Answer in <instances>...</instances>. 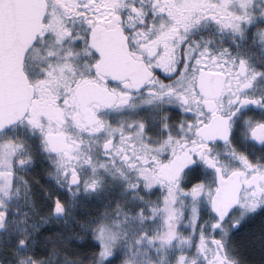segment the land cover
<instances>
[{
    "label": "snow or ice",
    "instance_id": "1",
    "mask_svg": "<svg viewBox=\"0 0 264 264\" xmlns=\"http://www.w3.org/2000/svg\"><path fill=\"white\" fill-rule=\"evenodd\" d=\"M0 264H264V0H0Z\"/></svg>",
    "mask_w": 264,
    "mask_h": 264
}]
</instances>
